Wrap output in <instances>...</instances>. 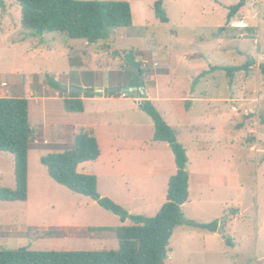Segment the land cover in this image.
I'll return each instance as SVG.
<instances>
[{"label":"rangeland","instance_id":"1","mask_svg":"<svg viewBox=\"0 0 264 264\" xmlns=\"http://www.w3.org/2000/svg\"><path fill=\"white\" fill-rule=\"evenodd\" d=\"M2 1L0 98L28 99L34 132L28 200L0 201V250H118L115 232L91 229L132 222L57 184L41 163L70 150L85 128L105 134L109 150L80 173L97 176L99 193L130 214L154 217L160 210L177 172L174 153L154 142L153 120L134 101L124 94L108 99L113 88L136 81L132 54L146 92L159 98L156 109L187 150L190 199L164 264H264V0H98L129 2L134 25L97 44L35 35L23 28L17 1ZM158 1L167 23L156 17ZM250 60L231 76L213 70L246 68ZM62 87L92 92L84 114L66 112L72 94ZM129 98L142 99L139 92ZM112 143L119 145L113 154ZM15 188L14 157L0 154V190ZM214 222L216 233L202 228Z\"/></svg>","mask_w":264,"mask_h":264},{"label":"trees","instance_id":"2","mask_svg":"<svg viewBox=\"0 0 264 264\" xmlns=\"http://www.w3.org/2000/svg\"><path fill=\"white\" fill-rule=\"evenodd\" d=\"M21 8L22 26L35 35L47 33L66 34L72 40H85L97 44L106 40L112 30L130 28L134 25L132 6L123 1L98 0H16ZM0 6L4 3L0 0ZM245 6L244 2L231 7L228 22ZM155 14L163 23L168 22L162 1L155 4ZM220 31H223L220 28ZM130 62L137 67L136 81L128 87H144L141 75L144 71L131 54ZM252 60L241 67H214L215 71L230 74L244 71L252 66ZM264 72V66H262ZM140 74V75H139ZM64 100L69 114H82L85 105L78 94ZM94 97L92 92H85ZM110 96H122L111 91ZM143 111L154 123V142L167 144L175 156L177 172L168 182L167 199L154 217L133 215L98 190L95 175L78 171L84 163L96 162L101 149L95 132L82 129L75 135L70 150L41 157L49 176L59 185L75 194L91 198L103 209L118 216L123 223L130 220L131 226L91 229L97 232H115L118 250L102 251H32L28 248L0 250V264H164L170 252L174 232L185 223L183 207L189 202L190 175L187 172V150L178 141L176 131L167 124L154 103L147 99ZM30 125V102L26 98H0V154H11L15 163V189L0 190V201L26 202L29 197V153L33 137ZM216 233L218 222L202 225Z\"/></svg>","mask_w":264,"mask_h":264},{"label":"crops","instance_id":"3","mask_svg":"<svg viewBox=\"0 0 264 264\" xmlns=\"http://www.w3.org/2000/svg\"><path fill=\"white\" fill-rule=\"evenodd\" d=\"M116 88H118V87H115V88H113V90L114 89H116ZM141 88H144V87H141ZM156 89V88H155ZM150 91H153V90H150ZM149 90L146 92V89H145V93H146V97H144L143 95H141V100H136V99H131V98H129V96H109L108 97V99H110V100H114V99H116V97H120V98H122V97H124L125 98V100L126 101H128V102H130V101H134L135 102V104L136 105H138V103L139 102H141V103H143L145 100H147V99H149V100H151L153 103H154V105L156 104V103H158V101H159V98H156V97H153L152 95H149V92H150ZM85 94V93H84ZM78 95H82V94H78ZM100 96V95H99ZM159 97V96H158ZM89 98H94V97H87L86 96V98L83 96L82 98H80L81 100H83V102H85L86 100H88ZM195 100V99H194ZM85 105V104H84ZM139 106V105H138ZM143 110V109H142ZM85 113V112H84ZM84 113H82V114H84ZM153 127H154V123H153ZM85 129H92L94 132H95V135H96V137H97V139H98V142H99V145H100V149H101V156H100V158L96 161V162H93V163H97L98 161H100V160H102V154H103V147L106 149V150H109V142H108V139L106 138V135L105 134H101V133H99L98 131H97V127L96 126H93V127H91V128H85ZM119 143V142H118ZM123 142H121V146L122 147H128V146H130V147H133L132 146V143H129L128 144V142H124L123 144H122ZM131 144V145H130ZM145 143H141V146L143 147V145H144ZM119 145H115V147H113V143H112V146H111V150H110V153H112L113 154V152H118L119 151V147H118ZM132 150L134 149V148H131ZM90 163H92V162H90ZM87 164H89V163H84V164H82V165H80L79 166V168H78V171L80 172L81 171V169H82V167L83 166H85V165H87ZM168 178H170V177H168ZM170 180V179H169ZM169 180H168V182H169ZM129 189V188H128ZM166 199H167V197H166ZM166 202V200H164L163 201V204H162V206L164 205V203ZM161 206V207H162ZM2 243H3V241H0V247H1V245H2Z\"/></svg>","mask_w":264,"mask_h":264},{"label":"water","instance_id":"4","mask_svg":"<svg viewBox=\"0 0 264 264\" xmlns=\"http://www.w3.org/2000/svg\"><path fill=\"white\" fill-rule=\"evenodd\" d=\"M62 90L63 91L69 90L71 93H74V94H84L85 93V90L81 89V88L67 89L66 87H62ZM113 91L117 92L119 94H124L125 96H133L136 92H139L141 95L146 97L145 88H138V87H123V88H121V87H118V88L114 89ZM98 93H99L98 95H100V96L102 95L101 90H99ZM138 105L141 109H143L144 106L141 102H139ZM224 220L225 219H223L221 221V224ZM219 230H220V232H223L222 226L219 227Z\"/></svg>","mask_w":264,"mask_h":264},{"label":"built area","instance_id":"5","mask_svg":"<svg viewBox=\"0 0 264 264\" xmlns=\"http://www.w3.org/2000/svg\"><path fill=\"white\" fill-rule=\"evenodd\" d=\"M234 26H245L244 23H240V24H234Z\"/></svg>","mask_w":264,"mask_h":264},{"label":"bare ground","instance_id":"6","mask_svg":"<svg viewBox=\"0 0 264 264\" xmlns=\"http://www.w3.org/2000/svg\"><path fill=\"white\" fill-rule=\"evenodd\" d=\"M250 27V26H249Z\"/></svg>","mask_w":264,"mask_h":264}]
</instances>
